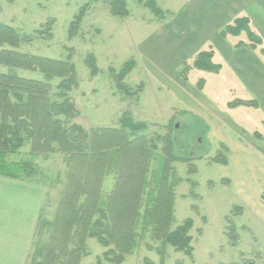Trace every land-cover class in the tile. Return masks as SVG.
<instances>
[{
    "label": "rangeland",
    "instance_id": "374dc122",
    "mask_svg": "<svg viewBox=\"0 0 264 264\" xmlns=\"http://www.w3.org/2000/svg\"><path fill=\"white\" fill-rule=\"evenodd\" d=\"M147 1L125 0L129 14L120 18L111 14L109 0H0V23L34 39L22 44L21 52L74 65L76 83L68 97L75 103L77 124L86 129L120 128L122 119L128 115L134 123L147 125L140 135L150 140L166 137L172 142V153L180 159L170 162L173 175L170 181L174 183L173 229L186 221L192 222L189 231L192 250L189 253L163 245L148 235L124 256L122 264H264V211L258 208H264V191L255 202L251 201L232 184L234 168H225L215 160L217 156L228 159L225 143L241 141L246 133L249 136L264 133V110L240 107L229 114L231 118L236 115L231 122L220 111L227 112L230 102L249 100V94L233 84L226 70L220 75L192 70L189 82H185L180 76L182 69L195 57L181 65L179 77L173 79L162 74L163 70L142 54V47L153 32L148 23H163L171 12L163 7L168 0L163 3L154 0L166 15L165 19H159L146 7ZM82 10L79 29L71 38L70 26ZM51 22L52 38L48 39V34L40 32L46 31ZM90 56L94 57L98 70L94 76L87 63ZM131 59L136 66L119 84L116 75ZM154 59L159 61L157 57ZM220 59L214 61L218 63ZM0 70L5 71L1 67ZM18 73L42 79L39 74ZM201 79L206 80L202 91L196 88ZM60 82V79L52 81L51 95L56 100ZM191 87L198 90L200 98L209 99L212 105L208 106L212 108L202 106ZM158 143L157 154H161L164 143ZM29 153L27 144L10 159L27 158ZM235 157L234 152L229 154L231 164ZM36 163L41 171L39 177L45 182L22 180L28 217L25 221L35 208L36 197L43 195L34 232L30 241L25 242L24 264H33L36 243H53L52 225H46L41 234L38 225L54 222L70 172L60 154L39 156ZM256 167L247 168V180L257 182L261 178ZM114 186L115 176L111 175L103 182V193L108 195ZM243 188L246 195L249 186ZM252 192L256 194L255 185ZM109 249L97 239L88 238L77 264H98L99 260L103 264H116L105 257Z\"/></svg>",
    "mask_w": 264,
    "mask_h": 264
},
{
    "label": "trees",
    "instance_id": "16d2710c",
    "mask_svg": "<svg viewBox=\"0 0 264 264\" xmlns=\"http://www.w3.org/2000/svg\"><path fill=\"white\" fill-rule=\"evenodd\" d=\"M109 3L113 16H128L125 0ZM145 5L157 18L165 19V13L154 0ZM83 14L80 11L71 24V38L77 34ZM51 26L52 22L40 35L52 38ZM243 32L251 42L250 49L262 45L246 17L227 25L221 35L238 37ZM33 40L0 23V67L5 69L0 70V177L39 183L43 179L39 177L37 159L51 154L62 155L70 172L54 222L38 225L39 233L46 225H52L53 243H36L32 263L77 264L91 237L111 248L105 257L116 264H122L124 256L148 235L163 245L190 253L192 222L186 221L173 229L174 183L170 181L173 177L170 162L180 159L172 153V142L166 137L150 140L140 135L147 125L134 123L128 115L122 119L120 128L86 129L77 124L78 112L68 97L76 83L74 65L19 50L22 44ZM244 46L240 42L237 48ZM213 58L211 49L200 52L191 64H184L180 76L187 82L192 70L218 74L222 67ZM95 62L94 57L88 58L93 76L98 74ZM135 66L133 59L126 62L116 75L117 82L120 84ZM18 72L39 74L42 79L23 77ZM55 79L61 80L57 100L51 95ZM204 84L201 79L198 89L202 90ZM240 106L257 108L258 103L242 100L229 103L231 108ZM255 137L262 138L258 132ZM159 141L164 143L161 154H157ZM27 144L30 145L27 158L10 159ZM215 160L221 165L228 163L224 157L217 156ZM111 175L115 176V186L105 195L103 182ZM42 219L41 216V223ZM98 264H103L102 260Z\"/></svg>",
    "mask_w": 264,
    "mask_h": 264
},
{
    "label": "crops",
    "instance_id": "0c3cea01",
    "mask_svg": "<svg viewBox=\"0 0 264 264\" xmlns=\"http://www.w3.org/2000/svg\"><path fill=\"white\" fill-rule=\"evenodd\" d=\"M159 1L163 3V0ZM166 5L163 4L164 9L171 14L163 23H148L152 25L153 32L142 47V54L161 68L164 72L162 74L174 79L179 77V69L186 60L211 49L214 51V63L217 57L221 58L216 64L221 65L222 69L215 75H220L226 70L233 84L249 94V100L242 101L258 103L257 108L240 107L264 110V0H168ZM244 17L248 18L250 29L262 40V45L255 50L249 48L251 42L246 32L238 37L229 35L224 38L221 35L227 25ZM240 42L246 46L237 48ZM154 57L159 58V61ZM204 81L206 84L205 79ZM193 90L196 96L201 95L198 92L200 89ZM199 95L196 99L202 106L212 108L208 106L209 103L212 105L211 101L205 96L200 98ZM240 107L231 108L228 103L227 112H220L234 122L236 115L231 118L229 114ZM262 122L264 124V120ZM255 133L253 136L243 134L241 141L225 143L228 149V163L224 165L225 168H234L230 178L232 184L238 186L241 193L253 202L258 199L261 191H264V133H260L261 139L255 137ZM244 137H247L245 141ZM231 152L236 156L232 164L229 159ZM251 165H256L261 174V178L256 179L257 182L247 180L246 171ZM243 185L249 186L246 195ZM254 185L255 195L252 192ZM36 198L35 208L30 210L29 219L25 221L27 216L24 210V183L0 177V264H24L25 242L30 241L32 237L43 204V195ZM258 208L264 211V208Z\"/></svg>",
    "mask_w": 264,
    "mask_h": 264
}]
</instances>
